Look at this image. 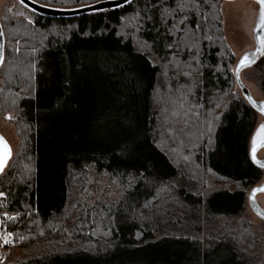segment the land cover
Segmentation results:
<instances>
[{"label": "trees", "instance_id": "1", "mask_svg": "<svg viewBox=\"0 0 264 264\" xmlns=\"http://www.w3.org/2000/svg\"><path fill=\"white\" fill-rule=\"evenodd\" d=\"M28 10L32 25L13 19L4 29L0 21V107L16 113L22 140L0 173V212L13 217L11 249L22 256L1 264H264V236L246 214L264 173L249 149L259 112L237 83L221 0H133L70 18ZM146 15L156 17L155 28ZM68 25L76 27L61 36ZM169 126L184 128L175 143ZM89 167L124 187L119 202L101 210L105 222L84 204L70 209L75 178ZM98 224L108 235L88 233Z\"/></svg>", "mask_w": 264, "mask_h": 264}, {"label": "rangeland", "instance_id": "2", "mask_svg": "<svg viewBox=\"0 0 264 264\" xmlns=\"http://www.w3.org/2000/svg\"><path fill=\"white\" fill-rule=\"evenodd\" d=\"M221 13L223 18L224 37L230 46L234 56L236 68L241 58L247 54L251 59L256 52V31L260 24V5L256 0H221ZM33 20V14L19 0H0V21L4 27L6 22ZM5 29V27H4ZM264 38V32L261 36ZM6 43V42H5ZM11 47H19L21 44L11 42ZM264 51V46H263ZM241 79L248 88L255 102L264 106V57L255 65L251 66L241 73ZM4 87V78L0 73V90ZM162 100V97L159 98ZM0 107V137H3L11 150V158L16 157L22 146V140L16 130L15 118L16 113L9 110H2ZM6 110L7 107H4ZM7 117H11L8 119ZM164 124V123H163ZM264 124V115L259 113L256 126L251 134L249 149L252 150L253 139L258 140V144L264 137L258 138L257 133L260 126ZM183 151V150H182ZM257 159L264 163V146L257 152ZM184 161V160H182ZM185 161H190L186 159ZM8 164V163H7ZM255 187H264V173L261 180ZM254 187V188H255ZM252 189L249 190L248 195ZM124 192V187L119 180L109 176L106 173H98L92 168H86L79 178H75L70 197V209L77 210L80 204H84L86 210H99L94 215H100L105 222L104 208L116 205ZM2 197H0L1 200ZM0 203H2L0 201ZM256 204L264 212V193L256 195ZM76 205V207H72ZM83 207V206H82ZM88 208V209H87ZM78 213L75 215L78 216ZM247 218L254 227L256 237L264 236V219L257 212L251 201L250 195L247 201ZM74 217V216H73ZM88 226V225H87ZM88 233L96 235H108V225L98 224L87 230ZM86 233V231H85ZM87 233V234H88ZM46 239H42L45 241ZM22 256V250L5 251L2 261L7 259L8 262L14 261Z\"/></svg>", "mask_w": 264, "mask_h": 264}, {"label": "snow or ice", "instance_id": "3", "mask_svg": "<svg viewBox=\"0 0 264 264\" xmlns=\"http://www.w3.org/2000/svg\"><path fill=\"white\" fill-rule=\"evenodd\" d=\"M20 2L22 4L25 5V7H29V4L27 2V0H20ZM112 2L114 3V6L115 8L119 9V8H124L125 5H130L133 3V0H112ZM207 2V0H205V3ZM256 2L260 5V24H261V30H264V0H256ZM31 4L33 5H37L38 7L40 8H47V9H50L52 10L53 12H65V11H72L73 13H76V12H79L81 10H88L92 13H97V12H101V11H105L106 9H104L102 6H98L97 4H89V3H86L85 0H45V3L44 4H39V0H31ZM68 5H79V7H68ZM145 9H148V4H145ZM180 8V10H183V5H179L178 6ZM158 8V4L157 3H152L151 4V10H156ZM33 13H36L37 12V9L35 7L31 8L30 9ZM137 16L140 15L139 12L136 13ZM146 20H149V21H152V26L153 28L156 27V24H157V19L154 15H146L145 17ZM185 20H187V17H185L184 19H182L180 21L181 24H184ZM166 18L165 16H161L160 19H159V23H166ZM35 21L32 20V19H28V24L29 25H32L34 24ZM73 27H76L74 25H68L66 29H61L60 30V34L61 36L65 35L67 32H71L72 28ZM173 27H175V25H173ZM197 28H199V25H197ZM51 31L55 32L56 29L53 28L51 29ZM167 31L170 33L172 31L171 28H168ZM83 35H88V33L84 32L82 33ZM119 35V34H118ZM3 36V32L2 30H0V37ZM46 39V37H45ZM210 39V37H209ZM260 43L262 46H264V38H261L260 39ZM174 47L173 44H168L167 45V48L168 49H172ZM15 51L17 53H19L20 49L17 47L15 49ZM32 53H33V56L35 55V53L37 52V49L35 47H33L31 49ZM189 51H191V49H189ZM251 61V58L245 54L237 68H236V76H237V79L239 78V73L241 71L242 68L246 67ZM4 64V53H3V44L0 43V65H3ZM37 62L36 60L33 58V59H29L28 61V67L30 69L29 73H28V78L29 80H33L35 79V76L32 75L33 72L36 71L37 69ZM41 71H43V69L41 68ZM28 99H30L31 97H26ZM246 99L252 103L253 105H255V102L252 101V98L250 96H247ZM187 100L188 98L187 97H184L182 96L181 97V103H180V107L181 108H184L185 104L187 103ZM156 104L159 103V100L157 99L155 101ZM175 103V101L173 102ZM217 107H219V105H217ZM155 110V108H154ZM260 111L262 113H264V106H262L260 108ZM192 113V108L191 107H188L185 109L184 111V119H183V124L184 125H187L188 123V120H187V116L189 114ZM196 115H199V113H195ZM173 116H178L179 114L175 111H173L172 113ZM8 119H11V117H7ZM177 125H179V121H177ZM208 131L209 133H211L212 131V128H211V125H208ZM169 135H170V138L172 139V141L175 143L177 140L180 139V137H182L184 135V128L183 127H180V126H177L175 128H173L172 126H169ZM257 137L258 138H261V137H264V124H262L260 126V129L257 133ZM181 143H183V140H180ZM209 144L212 143L211 139H209L208 141ZM257 146H258V140L257 139H253V142H252V150H251V159L253 161V163L257 164L258 166L264 168V163H261L260 161L257 160L256 158V153H257ZM261 146H264V140H261ZM173 151H175V149H173ZM11 157V150L9 148V146L7 145V142L4 140L3 137H0V173H3L5 171V166L8 162V160L10 159ZM185 159H187V157H185ZM142 169H144L145 171H147V167H146V164L144 165H141L140 166ZM170 188H173L174 189V185H169ZM255 191H264V189H256L254 190V193H253V196L255 195ZM194 195H197V196H205L207 195L208 193L204 190H197V192L193 193ZM4 196V193L3 192H0V197H3ZM152 203V200H148L142 207L144 208H147L148 207V204H151ZM253 203H255L254 199H253ZM72 207H76V205H72ZM159 206L157 205H154L153 208H157ZM133 210L135 211V208H133ZM154 214H155V211H154ZM5 216H7V213H5ZM9 219H12L13 217H8ZM110 231V230H109ZM223 234V233H222ZM9 236L12 235L11 232L8 233ZM140 233H137V236H139ZM187 238V237H186ZM192 240H198L200 239L199 237L197 236H192L190 237ZM21 240H23L24 238L23 237H20ZM210 240H216L217 242H220L217 240L216 237H209ZM3 243L4 244H11L12 241H10L9 239L7 238H3ZM85 251H90L91 249L89 248H85L84 249ZM107 249H105L106 251Z\"/></svg>", "mask_w": 264, "mask_h": 264}, {"label": "water", "instance_id": "4", "mask_svg": "<svg viewBox=\"0 0 264 264\" xmlns=\"http://www.w3.org/2000/svg\"><path fill=\"white\" fill-rule=\"evenodd\" d=\"M20 1V0H19ZM28 4H29V9L35 7L37 9V12L36 13H39L41 15H44V16H48V17H53V18H70V17H77V16H81V15H86V14H90L92 12L88 11V10H81L79 12H76V13H73L72 11H65L63 13L61 12H53L52 10L50 9H47V8H40L38 7L37 5H33L31 4V0H27ZM24 5V4H23ZM98 6H102L104 9H106L105 11L107 10H111V9H114L115 6H114V3L112 2V0H108V1H104V2H101V3H98L97 4ZM25 6V5H24ZM102 12V11H101ZM0 30H2V27H1V24H0ZM3 32V30H2ZM264 30H261V26L258 27L257 31H256V52H255V55L254 57L251 59L250 63L241 69L240 73H239V78L237 79V76H236V80H237V83L241 89V91L243 92L244 94V97L246 98L247 96H251L248 88L244 85L242 79H241V73L243 70L253 66L258 60L259 58L264 54V51H263V46L261 45L260 43V39H261V36L263 34ZM0 43L3 44V53H4V45H5V39H4V34L2 37H0ZM1 67V65H0ZM237 68V67H236ZM247 100V99H246ZM248 101V100H247ZM252 101H254V99L252 98ZM249 102V101H248ZM255 102V101H254ZM250 103V102H249ZM251 106H253L259 113L263 114L261 111H260V108L262 107L260 104H258L257 102H255V105H253L252 103H250ZM263 146H261V143L258 144L257 146V152L262 148ZM257 155V153H256ZM250 156H251V151H250ZM257 158V156H256ZM258 160V159H257ZM259 161V160H258ZM9 162V160H8ZM7 162V163H8ZM262 163V162H261ZM7 165V164H6ZM257 165V164H256ZM6 167V166H5ZM260 167V166H259ZM262 168V167H261ZM264 169V168H263ZM256 189H264V187H255L251 193H250V197H251V201L253 203V199L255 201V203H253V205L255 206V209L257 210V212L262 216V218L264 219V212L262 210H260L256 204V195L259 194V193H264V191H255V195L253 196V193H254V190ZM0 230H1V212H0Z\"/></svg>", "mask_w": 264, "mask_h": 264}, {"label": "built area", "instance_id": "5", "mask_svg": "<svg viewBox=\"0 0 264 264\" xmlns=\"http://www.w3.org/2000/svg\"><path fill=\"white\" fill-rule=\"evenodd\" d=\"M8 214L5 216V214L1 215V230H0V259L4 258L3 255L5 251H9L14 246V235L11 236L8 235L9 232H11L8 228ZM12 233V232H11ZM3 238H7L10 241H12L11 244H4Z\"/></svg>", "mask_w": 264, "mask_h": 264}]
</instances>
